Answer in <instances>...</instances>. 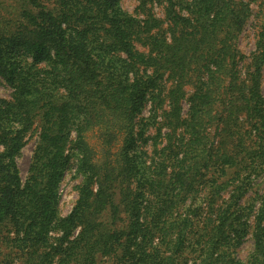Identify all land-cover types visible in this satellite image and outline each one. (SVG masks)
Returning a JSON list of instances; mask_svg holds the SVG:
<instances>
[{
  "label": "trees",
  "instance_id": "1",
  "mask_svg": "<svg viewBox=\"0 0 264 264\" xmlns=\"http://www.w3.org/2000/svg\"><path fill=\"white\" fill-rule=\"evenodd\" d=\"M140 1L164 5L166 29L154 17L128 16L119 0H21L15 22L0 28V79L14 89L13 103L0 102V231L12 235L0 264H53L55 256L58 264H187L189 253L192 264H238L228 252L247 230L238 204L264 169V31L251 56L237 46L257 0ZM148 104H166L164 123L185 137L179 153L169 144L172 168L141 182L137 118ZM36 122L39 141L22 184L14 157ZM93 128L105 147L122 139L125 178L94 162L85 140ZM72 159L84 181L59 219L58 185ZM118 189L125 218L110 230L98 220L110 206L116 222ZM254 229L255 264H264V225ZM53 230L61 234L54 245Z\"/></svg>",
  "mask_w": 264,
  "mask_h": 264
},
{
  "label": "rangeland",
  "instance_id": "2",
  "mask_svg": "<svg viewBox=\"0 0 264 264\" xmlns=\"http://www.w3.org/2000/svg\"><path fill=\"white\" fill-rule=\"evenodd\" d=\"M45 2L47 5H53V0H45ZM187 3H190V1ZM259 3H261V1L257 0L255 3L251 4L253 12L250 18L246 21L237 38L238 49L246 57L251 56V54L256 51V43L261 38V32L264 31V4L258 6ZM179 6L181 11L185 10L182 9V6L185 5L182 4ZM21 7V0H0V28L7 27L9 20H11L10 22H15L13 19L18 16V13L21 11ZM119 7L122 12L139 22L154 17L158 21H162V27L164 29L167 28L164 5L150 3L142 4L140 0H119ZM261 9L262 11H260ZM10 26H13V23ZM138 49L145 50L141 46H138ZM28 60L30 61V59ZM259 80V92L264 101V65L261 68ZM185 90L188 95L193 93V89L190 86H187ZM13 94L14 89L12 85L0 79V102L4 101L9 104L13 103ZM0 107L3 110L5 108L2 104H0ZM187 109L188 104L184 102V116ZM167 110L168 108L166 104L162 106H153L148 104L141 115L137 118L138 122L141 124V126H139V130H141L142 133V137L138 143V151L140 152L141 160L143 162V171L140 177L141 182H144V179L150 180L151 178H156V174L161 172V166L163 165L168 166L169 169L172 168L171 164L174 163V157L176 154L170 153V150L172 149L169 145L170 142L176 146L173 151L176 153L181 151L179 148L177 149V147L182 146L181 139L184 138L185 135H183L184 133H182V129H177L174 135L170 133V129H168L166 123H164L165 111ZM39 126L40 122H36L32 130L24 139V146L14 157L22 184L25 183L27 177L29 176L30 167L32 165L34 153L39 141ZM210 132L212 137H215L217 141H220L218 132H215L214 129L210 130ZM70 137L72 140H75V133L72 132ZM85 140L94 153V162H96V164L100 166L108 175L113 174V176H119V171H122L121 169L125 168V164L121 162L118 157V153L122 146V139L118 137L111 146L105 147L100 138V131L97 128H93L85 134ZM68 151L71 152L69 149ZM120 177L121 176L118 178ZM123 177L125 178V175H122L121 178ZM83 181V176L77 173V161L72 159L69 168L64 172L58 185L57 216L59 219L66 217L76 206ZM141 182L139 181L140 185H142ZM136 186V182H133L130 188L133 190ZM95 192L96 187L93 188V193ZM209 193L210 190L207 187L200 194V197L203 198ZM231 194L232 188H228L226 191L222 192L220 195L221 199L218 201V204H221L222 201H227ZM120 196L121 193L118 189L112 198V204L118 207V218L116 219V222H113L112 210L110 209V206H108L109 209L105 210L98 220L99 223L105 225L110 230H113V227L117 230H121L123 227L122 220L125 217L123 214L124 210H120V207L118 206V199ZM147 206L148 204L145 203L144 207ZM238 206L243 209L242 220L247 223V230L246 234H244V236L239 239L238 243L234 244L228 252L231 253L232 258L238 264H255L253 240L255 231L254 228L259 222L264 225V169L251 175ZM80 229L81 227H78L76 232H74V235H76ZM60 236L61 234L59 232L54 230L51 231L49 233V237L51 238L50 242L54 245L55 239L60 238ZM10 237H12V235L8 234L5 229L0 231V262L3 261L7 253L10 252V249L5 248L6 246L4 242ZM156 242L157 240H154L153 244H156ZM194 242L195 238L192 239L190 247H193ZM190 250L191 248H189V251ZM195 256L196 253H189V255L186 256L187 260H189L187 264H192L191 260H195ZM17 258L18 257L16 256L14 257V259ZM58 262L60 263V259L58 256H55L53 264H58ZM99 264L114 263L111 258H104L103 263Z\"/></svg>",
  "mask_w": 264,
  "mask_h": 264
}]
</instances>
